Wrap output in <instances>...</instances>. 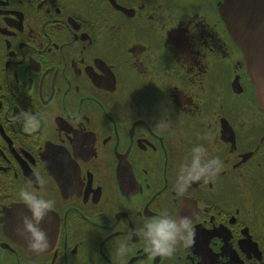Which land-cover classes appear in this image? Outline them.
<instances>
[{"label":"flooded vegetation","instance_id":"1","mask_svg":"<svg viewBox=\"0 0 264 264\" xmlns=\"http://www.w3.org/2000/svg\"><path fill=\"white\" fill-rule=\"evenodd\" d=\"M222 1L0 0V264H264V110ZM198 145L222 166L180 190Z\"/></svg>","mask_w":264,"mask_h":264},{"label":"clouds","instance_id":"2","mask_svg":"<svg viewBox=\"0 0 264 264\" xmlns=\"http://www.w3.org/2000/svg\"><path fill=\"white\" fill-rule=\"evenodd\" d=\"M19 118L25 127H32L37 120L34 114L26 110L21 111ZM206 157L207 149L205 146L198 145L193 149L191 162L184 165L177 175L178 189L182 190L191 181L206 177L222 166L220 157L215 156L210 159ZM22 195L28 202L29 216L27 222L33 224L35 228L33 231L28 228L27 223L24 224V230L30 236L28 247L34 252L45 251L50 247V242L43 230L39 229L38 219L43 217L50 204L27 190ZM189 228L187 218L174 219L164 214L145 224L144 235L154 254L172 255L176 250L177 242L186 238ZM120 251H125L123 244L120 246Z\"/></svg>","mask_w":264,"mask_h":264},{"label":"water","instance_id":"3","mask_svg":"<svg viewBox=\"0 0 264 264\" xmlns=\"http://www.w3.org/2000/svg\"><path fill=\"white\" fill-rule=\"evenodd\" d=\"M219 11L242 51L257 104L264 110V0H224Z\"/></svg>","mask_w":264,"mask_h":264}]
</instances>
